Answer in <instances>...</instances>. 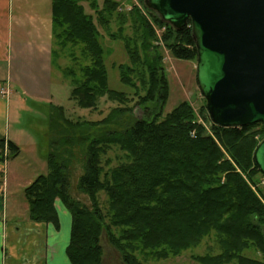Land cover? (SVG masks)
Returning a JSON list of instances; mask_svg holds the SVG:
<instances>
[{
    "label": "trees",
    "instance_id": "trees-1",
    "mask_svg": "<svg viewBox=\"0 0 264 264\" xmlns=\"http://www.w3.org/2000/svg\"><path fill=\"white\" fill-rule=\"evenodd\" d=\"M79 2H51L52 44L60 49L78 47L82 58L79 81L73 70L63 72L71 78L69 97L78 107L89 110L96 108L102 97L125 104V93L108 86L105 53L96 27V22L107 26L119 17V2L103 0L99 9L92 0L89 8L93 15L87 14ZM134 13L132 19L128 14V19L122 16L119 31L125 38L122 44L128 61L119 64L117 70L119 81L137 97L135 107L141 110V117L135 116L131 107L116 106L100 121L71 124L63 120L68 127L61 128L52 119L50 126L55 128L57 138L46 156V172L23 189L28 219L57 227L55 202H61L71 217L65 248L70 264H102L99 240L103 230L125 264H141L137 253L156 261L173 257L198 246L205 238L213 243L214 253L193 257L200 264H228L234 260L238 264H264V206L247 183L254 184L255 175L260 173L253 152L259 143L256 137L264 136L263 126L255 123L224 128L205 116L207 130L196 121L186 101L164 114L168 81L157 51L161 45L141 14ZM135 19L140 25L138 47L123 35L127 24L133 35V29L138 28L132 23ZM153 21L166 28L162 42L174 58L196 59L189 23L175 30L157 16ZM55 109L61 114V107ZM86 126L93 129L92 133L76 139L74 128L82 133ZM110 126L122 129L95 131ZM76 142H87L84 173L78 178L77 188L88 196L90 208L67 191V167L62 155ZM5 146L9 158L19 152L18 146L0 139V162L5 159ZM113 148L122 153V161L104 170L109 159L103 158ZM99 193L106 199L104 213ZM247 251L261 258H246L243 253Z\"/></svg>",
    "mask_w": 264,
    "mask_h": 264
},
{
    "label": "rangeland",
    "instance_id": "rangeland-1",
    "mask_svg": "<svg viewBox=\"0 0 264 264\" xmlns=\"http://www.w3.org/2000/svg\"><path fill=\"white\" fill-rule=\"evenodd\" d=\"M92 0H80L79 4L84 8L87 14L93 15V11L89 8V4ZM97 3L100 9L103 0H93ZM119 2L118 11H120L119 17L111 19V22L107 26H101L96 22V27L99 32V42L105 53V65L107 67L108 75V86L110 89L115 91L124 92L128 98L125 104H119L118 102H113L108 100L106 97H102L98 100L97 106L94 109H85L78 107L75 102L70 99V90L72 88L71 78L65 77L63 72L67 69L73 70L75 73V78L77 81L80 79V64L82 63V58L78 47L67 46L65 49H60L58 45H53L55 48L54 56L52 55V68H51V103H36L29 99L24 102V108L18 111L17 120L14 119L13 115L9 116L8 127L9 129H21L23 133L21 134V142H23L22 152L15 158H9L8 152L6 153L5 160L8 164L5 165V175H3L4 183L8 181V185L4 186V200H5V211H7L8 218L12 215L23 216L28 219V211L26 207V202L24 200L23 189L27 181L32 180L33 177L42 173L41 166L38 163L35 164L33 158L36 155L40 158L42 155L46 157L49 151H51V142L53 139L57 138L55 128L51 127V120L54 119L55 122L61 124V128L68 127L66 125L67 121L71 124L79 122H93L100 121L110 112V110L116 106H126L133 108L134 115L141 117L142 112L140 109L135 107V102L137 97L133 95V90L123 85L119 81L117 66L119 64H127L128 58L127 54L123 48L122 42H125V38L121 35L119 31L123 24V17L126 19V15H135L134 12L137 11L146 20L148 26L153 31L157 42L160 43L158 48V54L162 58V65L167 75L168 81V98L163 107V113H168L176 104L182 101H186L194 115L196 121L203 125L205 128L208 127L207 123L204 121L203 117H208L205 109V100L199 93L197 84L195 81V71H196V59L194 60H180L174 58L165 47L162 42V34L166 31L164 26H157L153 21L154 17H159L154 11L150 10V14L144 6L143 0H114ZM146 8V9H145ZM121 18V20L119 19ZM160 18V17H159ZM125 19V20H126ZM161 19V18H160ZM134 20V19H133ZM132 23L137 29H132L129 24L125 25V30L123 35L129 36L127 38L128 42L137 44L139 46L140 35L138 26V19H135V23ZM168 24V23H167ZM114 35H118L120 38H111ZM123 38V40H122ZM140 52V51H139ZM76 58L75 63L73 62V55ZM69 67V68H67ZM11 93V91H10ZM10 93L6 96L8 97ZM10 102V97L8 98ZM61 107V114L57 112L55 107ZM151 106V105H150ZM56 111V112H55ZM65 120V122L63 121ZM67 120V121H66ZM120 120H123L121 118ZM17 121V122H16ZM121 122V121H120ZM123 124V122H121ZM260 127H256L257 130ZM105 129H122L120 126H110L109 128H95L101 131ZM209 130L208 128H206ZM76 139L82 136L92 133L93 129L87 126L82 129V133L78 129H75ZM73 132H71V135ZM264 136L256 137V141H261ZM86 143L79 144L75 143L74 147L69 148L65 153H63L62 158L65 159L67 167V178H68V193L72 198L78 200L81 204L90 208V200L85 193H82L77 188L78 178L84 173V165L86 162ZM50 145V147H49ZM70 151V154H69ZM109 159L108 165L104 166V170L116 166L122 161V153L118 151L117 148H113L108 152V154L103 158ZM3 166V165H2ZM46 166V165H44ZM46 171V167H45ZM44 173V172H43ZM254 184L247 182L251 189L256 193L257 197L264 206V176L261 173L255 175ZM261 191L260 193L257 191ZM99 203L102 212L104 213L107 205L106 199L103 193H99ZM24 208V209H22ZM17 212H13V211ZM12 212V213H11ZM14 213V214H13ZM57 212V216H58ZM67 220L63 216H58L59 219V232L58 239L65 240L68 237L70 231V213L67 210ZM61 215V214H59ZM29 220V219H28ZM30 221V220H29ZM264 230V227H263ZM5 235V234H4ZM100 245L102 248V264H125L122 260L120 253L117 249L112 246L107 238L105 231L103 230L100 235ZM213 250V251H212ZM214 253L213 243L209 239H204L198 246L189 247L188 249L182 251L179 255L168 257L166 259H160L158 261L151 259H144L137 253V260L141 264H200L195 261L193 257L197 255ZM216 252V251H215ZM247 258L260 259V254L254 253L252 251H247L243 253ZM62 260L64 264L68 263L66 256L63 254ZM16 262V264H28L25 261ZM24 262V263H23ZM3 264H5V257L3 259ZM228 264H238L236 260Z\"/></svg>",
    "mask_w": 264,
    "mask_h": 264
},
{
    "label": "water",
    "instance_id": "water-1",
    "mask_svg": "<svg viewBox=\"0 0 264 264\" xmlns=\"http://www.w3.org/2000/svg\"><path fill=\"white\" fill-rule=\"evenodd\" d=\"M175 30L190 25L195 81L209 120L264 129V0H143ZM264 176V138L253 152Z\"/></svg>",
    "mask_w": 264,
    "mask_h": 264
},
{
    "label": "crops",
    "instance_id": "crops-1",
    "mask_svg": "<svg viewBox=\"0 0 264 264\" xmlns=\"http://www.w3.org/2000/svg\"><path fill=\"white\" fill-rule=\"evenodd\" d=\"M51 2L0 0V84L8 85L11 90L8 97L0 96V139L19 147L15 157L22 152L23 142L20 140L23 131L9 129V116L13 115L17 120L18 111L24 108L27 99L36 103H51ZM33 158L35 164L41 166V174L45 173L46 157L34 155ZM2 165L0 162V247H3L0 264H3L4 257L5 264H16L21 259L28 264H64L60 255L66 256L69 235L65 240L58 239L59 219L57 227L50 223H33L24 215H16L15 210H12L15 214L8 218L4 186L9 182L2 180V172L5 175ZM32 180H28L25 187ZM55 207L58 216L67 220V209L59 200H56ZM67 264H70L69 261Z\"/></svg>",
    "mask_w": 264,
    "mask_h": 264
},
{
    "label": "built area",
    "instance_id": "built-area-1",
    "mask_svg": "<svg viewBox=\"0 0 264 264\" xmlns=\"http://www.w3.org/2000/svg\"><path fill=\"white\" fill-rule=\"evenodd\" d=\"M10 90L8 86H0V95L7 96L9 94Z\"/></svg>",
    "mask_w": 264,
    "mask_h": 264
},
{
    "label": "flooded vegetation",
    "instance_id": "flooded-vegetation-1",
    "mask_svg": "<svg viewBox=\"0 0 264 264\" xmlns=\"http://www.w3.org/2000/svg\"><path fill=\"white\" fill-rule=\"evenodd\" d=\"M3 250V247H0V251H2Z\"/></svg>",
    "mask_w": 264,
    "mask_h": 264
}]
</instances>
